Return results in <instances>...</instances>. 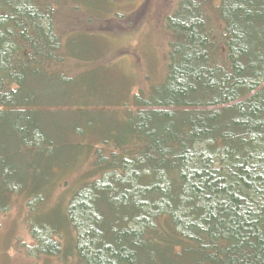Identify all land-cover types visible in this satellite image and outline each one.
Masks as SVG:
<instances>
[{"label": "trees", "instance_id": "obj_1", "mask_svg": "<svg viewBox=\"0 0 264 264\" xmlns=\"http://www.w3.org/2000/svg\"><path fill=\"white\" fill-rule=\"evenodd\" d=\"M106 4L0 0V213L23 194L35 251L63 264H264V0H178L164 79L125 100L82 80ZM87 155L55 224L48 188Z\"/></svg>", "mask_w": 264, "mask_h": 264}, {"label": "rangeland", "instance_id": "obj_2", "mask_svg": "<svg viewBox=\"0 0 264 264\" xmlns=\"http://www.w3.org/2000/svg\"><path fill=\"white\" fill-rule=\"evenodd\" d=\"M177 2L178 0H104V4H107L90 25L91 29L97 31L96 36L88 34L89 39L78 41L88 45L87 51L89 49V52L95 53L96 38H102L99 44L100 56L92 62L101 67L84 72L82 80L85 88L98 93L104 91V94L108 83L110 87L114 86L113 89H121V99L125 100L128 99L129 89L135 94L140 88L147 90L162 82L169 52L165 21ZM76 28L80 29L74 27ZM71 66L72 73L79 71L74 63ZM99 79L106 81L104 86H98ZM102 94L98 101L106 103L107 97H102ZM116 108L120 109L119 106ZM106 118L108 116H103L104 120ZM91 157L87 155L61 173L58 172L55 184L48 188L47 206L50 209L46 213L57 211L54 212L55 224L61 223L58 214H62L83 183L88 181L92 168ZM58 208L61 210H57ZM63 234L61 242L67 254L66 259L72 263L76 234L72 228H67ZM37 245L38 240L28 224L26 199L23 194H15L8 212L0 213V264H63V260L56 255L38 254L35 251Z\"/></svg>", "mask_w": 264, "mask_h": 264}]
</instances>
